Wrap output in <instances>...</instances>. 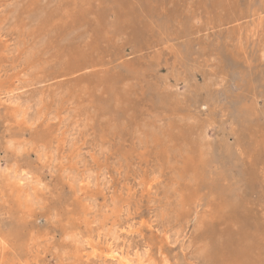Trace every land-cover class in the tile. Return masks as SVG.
Here are the masks:
<instances>
[{"label": "rangeland", "instance_id": "obj_1", "mask_svg": "<svg viewBox=\"0 0 264 264\" xmlns=\"http://www.w3.org/2000/svg\"><path fill=\"white\" fill-rule=\"evenodd\" d=\"M127 256L264 264V0H0V264Z\"/></svg>", "mask_w": 264, "mask_h": 264}, {"label": "bare ground", "instance_id": "obj_2", "mask_svg": "<svg viewBox=\"0 0 264 264\" xmlns=\"http://www.w3.org/2000/svg\"><path fill=\"white\" fill-rule=\"evenodd\" d=\"M93 3V2H92ZM61 76V75H60ZM35 80V79H34ZM38 80V79H37ZM34 82V81H33ZM36 83V82H35ZM29 84V83H28ZM31 84V83H30ZM33 84V83H32ZM28 86V85H27ZM32 86V85H30ZM24 91V90H23ZM61 93V92H60ZM26 95V94H25ZM47 96V95H46ZM47 98V97H46ZM36 101V100H35ZM39 102V101H38ZM34 108V107H33ZM80 110V109H79ZM33 112V111H32ZM31 112V113H32ZM77 127V126H76ZM234 153V152H233ZM98 154V153H97ZM257 163V162H256ZM219 171V170H218ZM254 176V175H253ZM93 184V183H92ZM152 188V187H151ZM208 188V187H207ZM136 189V188H135ZM175 205V204H174ZM125 218V217H124ZM128 225V224H127ZM126 226V225H125ZM123 228V227H122ZM121 228V229H122ZM125 228V227H124ZM106 230V229H105ZM119 230V229H118ZM123 231V230H122ZM171 238V237H170ZM51 242V241H50ZM134 242V241H133ZM120 243V242H119ZM135 243V242H134ZM110 244V243H109ZM133 244V243H132ZM131 247V246H130ZM142 247V246H141ZM85 248V247H84ZM144 248V247H143ZM142 249V248H141ZM108 251H109V254H106V255H109V256H113L116 254V251L117 249L114 248L112 245L109 246L108 248ZM108 253V252H107ZM119 253V252H118ZM131 253V252H130ZM133 254V253H132ZM93 255V254H92ZM119 255V254H118ZM141 255V254H140ZM123 256V255H122ZM110 260V259H109ZM116 260V258H115ZM114 260V261H115ZM30 261V260H29ZM120 261L123 262V264H137V261L134 260V259H131L129 256L125 257V258H122ZM157 264V263H156Z\"/></svg>", "mask_w": 264, "mask_h": 264}]
</instances>
